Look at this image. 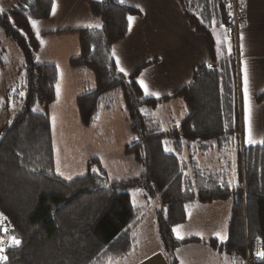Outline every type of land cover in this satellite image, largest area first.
Segmentation results:
<instances>
[{"label":"trees","instance_id":"1","mask_svg":"<svg viewBox=\"0 0 264 264\" xmlns=\"http://www.w3.org/2000/svg\"><path fill=\"white\" fill-rule=\"evenodd\" d=\"M185 1V6L199 5L204 24L194 14L187 17L197 32L206 35L211 55L209 62L196 64L190 80L173 93L185 108L178 127L163 129L151 116L169 96L143 93L137 78L149 62L125 74L110 57L111 46L127 32L128 17L138 14L134 6L120 0H90V10L102 25L75 30L79 53L68 64L87 69L94 79V88L76 98L79 120L92 124L101 109L112 106L111 93L119 91L134 133L123 151L138 164V174L113 180L95 157L88 166L97 171L70 180L58 175L49 115L33 110L35 103L49 105L55 99L57 67L36 61L39 42L30 28L31 19L49 15L51 0H16L11 8L0 10V28L23 57L16 74L24 76V93L15 96L20 106L0 126V217L9 220L12 236L21 243L0 252L7 257L0 264H111L124 258L135 243L138 209L131 203L133 190L158 201L156 228L161 250L170 257L168 264H178L174 252L197 240L173 235L195 201L231 200L227 238L212 243L232 257L230 263L242 260L246 252L251 255L255 240L264 251V136L259 143L244 144L242 157L237 156L235 167H230L235 175L219 164L223 151L233 155L242 140L237 62L233 56L214 57L206 28L213 14L205 5L200 9L201 0ZM210 3L217 4L214 11L226 25L223 0ZM263 101L264 90L255 97V102ZM213 147L221 155L212 169L196 155ZM255 264H264V257Z\"/></svg>","mask_w":264,"mask_h":264},{"label":"crops","instance_id":"2","mask_svg":"<svg viewBox=\"0 0 264 264\" xmlns=\"http://www.w3.org/2000/svg\"><path fill=\"white\" fill-rule=\"evenodd\" d=\"M89 1L51 0L52 6L46 18L31 19L39 22L36 27L32 26L30 20L31 31L39 42L35 55L36 61L53 63L58 70L55 99L60 79V62L64 69H69L70 78L76 84L77 90L73 93L76 94L74 95L75 100L81 93L94 88L93 76L87 69L71 68L68 64L69 59L79 53L78 33L75 30L100 28L102 25L100 19L92 14ZM15 2L16 0H0V10L11 8ZM120 2L134 6L138 14L131 15L135 18L133 21L130 22L128 19L127 32L121 40L111 46L110 57L116 69L120 71V68H123L125 71L122 73L125 74L131 72L136 66L149 62L141 69L137 78L143 93L145 94V90L140 81L148 87L150 94H145L146 96H169L167 100L158 104L151 112V116L159 122L163 129L171 126L178 127L184 116L185 108L182 99L173 96V93L190 80L193 67L201 62H209L211 55L206 35L197 32L187 17V14H194L199 23L204 24L202 22L204 17L198 12L199 5L185 6V0H120ZM201 2L200 9L205 5V8L213 14L210 23L206 22L205 25L207 24L206 28L213 41L214 57L220 59L233 56L237 62L239 102L243 124L241 137L250 143L248 119L250 115L251 138L255 141L252 143H259L264 136V101L257 103L255 97L264 90V0H242L244 20L237 46L227 32L225 22L214 11L217 4L210 3V0H201ZM54 3L56 8L53 14ZM97 24L100 27H96ZM39 54L46 59H38ZM21 63L22 60L19 59L16 69ZM5 64L0 67L6 68L8 65ZM245 68L248 81L247 93L245 92ZM16 69L13 72L16 73ZM107 97L109 96L105 98ZM166 104L175 106L176 114H178L175 121L170 119V123L164 124L158 111ZM111 108L112 106L101 109L90 127L94 130L101 127L103 124L100 116H104V111ZM172 109L170 108L171 113ZM142 196L145 197L143 193ZM154 201L156 205L149 213L141 211L134 205L138 209L137 221L133 228L135 243L125 259L137 252V242L141 243L143 230L153 231L161 250L155 221L158 201ZM230 209L231 200L229 199L210 203L195 201L190 204L187 207L185 221L178 224L182 225L179 231L183 238L195 237L197 240L179 247L174 255H180L184 249H187L191 252L195 251L192 252L195 257L194 264H230L232 257L212 244L213 241L220 243L225 240L217 237L216 233L227 236ZM173 235L177 238L174 231ZM176 259L179 264L177 257Z\"/></svg>","mask_w":264,"mask_h":264},{"label":"rangeland","instance_id":"3","mask_svg":"<svg viewBox=\"0 0 264 264\" xmlns=\"http://www.w3.org/2000/svg\"><path fill=\"white\" fill-rule=\"evenodd\" d=\"M8 40L0 28V65L4 63L8 65L4 69L0 67V126L8 122L19 108L20 105L15 96L18 93H24L22 91L24 76L13 72L19 59L23 60V57L19 48ZM42 58L43 56L39 54L38 59ZM59 67L61 70L56 99L48 107L44 103H35L33 106V110L46 112L49 115L55 172L62 178L70 180L89 170L97 171L95 166L90 168L88 166V160L95 157L98 158L110 180L136 176L139 171L138 164L131 155H125L123 151L124 145L134 138V133L126 119L121 93L119 91L111 93L112 108L104 111V116H100L103 125L94 130L90 127L91 124L83 125L79 120L74 102L76 94H73L77 90L76 84L70 78L69 69L63 68L62 62ZM170 108L173 110L172 113ZM175 110V106L166 104L158 111L164 124L170 123V119L175 121L178 114ZM108 123L110 127L107 126ZM245 142H247L245 138L238 142L235 150H232L233 157L229 155L228 149L223 151L224 158H221L219 164H223L227 171L231 165L235 167L237 156L242 157ZM220 155L221 152L219 153L213 147L205 154L198 153L197 158L201 161L200 163L213 169L217 166ZM230 169L234 174L235 169ZM142 193L140 190L131 191V203L141 211L149 213L156 203L148 196L143 197ZM137 246V252L131 257L115 260L111 264H168L170 262V257L160 250L158 239L151 230L142 231L141 243L137 242ZM192 252L195 251L192 250ZM192 252L184 249L180 255H174V257L178 258L179 264H194L195 257Z\"/></svg>","mask_w":264,"mask_h":264},{"label":"built area","instance_id":"4","mask_svg":"<svg viewBox=\"0 0 264 264\" xmlns=\"http://www.w3.org/2000/svg\"><path fill=\"white\" fill-rule=\"evenodd\" d=\"M223 3L227 11L226 30L235 41V46H237L240 28L244 20L242 0H223ZM245 143L248 144L247 142ZM11 237L13 236L9 220L0 217V249L4 250L14 245ZM260 247V242L255 240L250 251L251 255L246 252L242 260H234L230 264H255L259 259L256 253L261 250Z\"/></svg>","mask_w":264,"mask_h":264},{"label":"snow or ice","instance_id":"5","mask_svg":"<svg viewBox=\"0 0 264 264\" xmlns=\"http://www.w3.org/2000/svg\"><path fill=\"white\" fill-rule=\"evenodd\" d=\"M55 8H56V5H55V3H54V4H53V14L55 13ZM30 19H31V18H30ZM128 19H129V21L131 22V21H133L135 18L129 16ZM31 23H32V26H33V27H36V25H37L39 22L36 21V20H31ZM89 26L91 27V25H89ZM96 27H100V25L97 24ZM120 71H121V72H124L125 70H124L123 68H120ZM140 83H141V85L144 87L145 94H150V93L148 92V87H147V85L144 84L143 81H140ZM247 83H248V81H247V69L245 68V92H246V93H247ZM152 94H155V93H152ZM248 119H249V142L252 143V142H255V141H253L252 138H251L250 115H249ZM2 215H3V214L0 213V216H2ZM181 228H182V225H177V226H175V227L173 228V231L176 233L178 239H183V236L180 234V231H179ZM5 231H6V230H5ZM216 235H217V237H220L221 239H226V238H227L226 236H221V233H219V232H217ZM11 241H12L13 244H20V243H21V241H20L19 239H17L16 237H11ZM2 251H3V250L0 249V252H2ZM256 255L259 256V257H264V251H258V252L256 253ZM6 259H7L6 256L0 255V260H6Z\"/></svg>","mask_w":264,"mask_h":264}]
</instances>
